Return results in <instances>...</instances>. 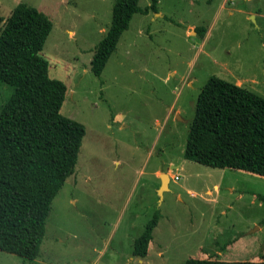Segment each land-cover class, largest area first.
Listing matches in <instances>:
<instances>
[{
    "label": "rangeland",
    "instance_id": "374dc122",
    "mask_svg": "<svg viewBox=\"0 0 264 264\" xmlns=\"http://www.w3.org/2000/svg\"><path fill=\"white\" fill-rule=\"evenodd\" d=\"M113 1L0 0V29L19 2L52 22L40 55L49 76L67 86L60 112L85 131L74 170L52 199L37 257L0 250V264L264 259V201L257 197L264 177L183 156L211 75L264 97V0H226L225 7L224 0H158L157 12L132 15L95 76L90 59ZM12 91L0 80V108ZM160 173L170 175L161 194ZM155 210L161 216L147 254L137 257L133 240Z\"/></svg>",
    "mask_w": 264,
    "mask_h": 264
},
{
    "label": "trees",
    "instance_id": "16d2710c",
    "mask_svg": "<svg viewBox=\"0 0 264 264\" xmlns=\"http://www.w3.org/2000/svg\"><path fill=\"white\" fill-rule=\"evenodd\" d=\"M157 4L113 1L110 26L90 59L95 76L132 15L157 12ZM51 27L46 14L19 2L0 29V80L13 87L0 108V250L28 261L39 253L52 199L72 174L85 133L82 123L60 112L67 86L49 76L48 61L40 55ZM183 156L264 177V97L211 75L197 96ZM257 197L264 201V194ZM159 217L155 210L133 240V255L146 256ZM183 264H264V259L189 257Z\"/></svg>",
    "mask_w": 264,
    "mask_h": 264
},
{
    "label": "water",
    "instance_id": "95a60500",
    "mask_svg": "<svg viewBox=\"0 0 264 264\" xmlns=\"http://www.w3.org/2000/svg\"><path fill=\"white\" fill-rule=\"evenodd\" d=\"M160 178H161V184L158 189L159 194H161L164 190L168 189L167 183L169 180V176L166 173H160Z\"/></svg>",
    "mask_w": 264,
    "mask_h": 264
},
{
    "label": "crops",
    "instance_id": "0c3cea01",
    "mask_svg": "<svg viewBox=\"0 0 264 264\" xmlns=\"http://www.w3.org/2000/svg\"><path fill=\"white\" fill-rule=\"evenodd\" d=\"M226 2H227V1L224 0L223 3L221 4V7H225V3H226ZM249 14H250V13H249ZM254 14H257V13L254 11V12H253V15H254ZM236 84H237V83H236ZM238 85H239V83H238ZM172 165L174 166L175 164L172 163V162H170V163H169V166H172ZM176 167H178V165H176ZM169 180H170V175H169ZM206 192H208V191H206ZM209 192H210V191H209ZM160 216H161V213H160ZM148 244H149V243H148ZM200 248H202V246H200ZM206 252H207V251H206Z\"/></svg>",
    "mask_w": 264,
    "mask_h": 264
},
{
    "label": "built area",
    "instance_id": "2783aa9c",
    "mask_svg": "<svg viewBox=\"0 0 264 264\" xmlns=\"http://www.w3.org/2000/svg\"><path fill=\"white\" fill-rule=\"evenodd\" d=\"M174 178L176 179L177 178V175H174Z\"/></svg>",
    "mask_w": 264,
    "mask_h": 264
},
{
    "label": "bare ground",
    "instance_id": "6f19581e",
    "mask_svg": "<svg viewBox=\"0 0 264 264\" xmlns=\"http://www.w3.org/2000/svg\"><path fill=\"white\" fill-rule=\"evenodd\" d=\"M168 182H169V180H168ZM167 185H168V183H167Z\"/></svg>",
    "mask_w": 264,
    "mask_h": 264
}]
</instances>
